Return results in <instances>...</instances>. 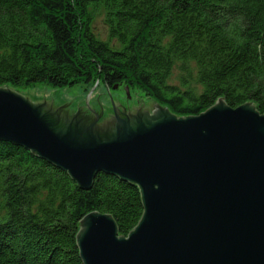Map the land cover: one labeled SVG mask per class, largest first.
Here are the masks:
<instances>
[{
    "label": "trees",
    "instance_id": "obj_1",
    "mask_svg": "<svg viewBox=\"0 0 264 264\" xmlns=\"http://www.w3.org/2000/svg\"><path fill=\"white\" fill-rule=\"evenodd\" d=\"M100 7L107 41L92 28ZM97 82L142 92L178 117L220 99L264 115V0H0V88ZM94 212L127 237L144 213L138 187L99 174L81 189L0 141V264H84L77 236Z\"/></svg>",
    "mask_w": 264,
    "mask_h": 264
},
{
    "label": "water",
    "instance_id": "obj_2",
    "mask_svg": "<svg viewBox=\"0 0 264 264\" xmlns=\"http://www.w3.org/2000/svg\"><path fill=\"white\" fill-rule=\"evenodd\" d=\"M96 84L74 98H60L65 88H0V141L81 189L106 174L140 191L144 213L127 237L112 215L81 221L84 264H264V115L254 103L233 109L220 99L178 117L124 86L127 98L103 89L90 98Z\"/></svg>",
    "mask_w": 264,
    "mask_h": 264
},
{
    "label": "rangeland",
    "instance_id": "obj_3",
    "mask_svg": "<svg viewBox=\"0 0 264 264\" xmlns=\"http://www.w3.org/2000/svg\"><path fill=\"white\" fill-rule=\"evenodd\" d=\"M106 17H107V13H106L104 7H100L96 11L95 17H94V20H93V23H92V28H93V31H94L95 35L102 41H107V39L109 38V27L107 26V23H106ZM178 76H179V71L177 70V71H175V74H174V77H173V80H172L175 84L177 83V77ZM95 84L92 85V86H89V87H86L84 85H82V86L78 85V86L65 88L64 89L65 92L61 95L60 98H62L64 95L66 97H68V98H74L77 95L79 96L81 94V92L83 93V95H82L83 97H85V96L89 97L90 91L94 88ZM10 88L19 89L22 92H28V91L37 92V95H40V93H44L45 90H46V93H50L51 92V96L53 94L52 91L59 90V89L51 88V87L46 86V85H37L34 88H14V87H10ZM107 88L108 87H104L103 84H100V82H97L96 87H95L94 91L92 92L90 98H93L94 95L97 92L101 93L99 91V89H103L102 91L107 93V96H116L117 95L116 92H118L120 94V96H125L124 93H126V91L123 88V86L118 87L120 89L122 88L121 90H117V88L113 89V90L110 89L111 94H109V90ZM128 90H129L131 99L137 98V95L135 94V93H138L137 90H132V89H129V88H128ZM84 92H87V93H84ZM140 93L144 94L142 92H140ZM125 97L127 98V96H125ZM147 98H148V96H146L144 94V98L143 99H145V101H148ZM104 99H105V97H103V100L101 99V102L104 105H107L109 102L112 101V100H108L109 97H107V100H104ZM128 106H129V103H128Z\"/></svg>",
    "mask_w": 264,
    "mask_h": 264
}]
</instances>
